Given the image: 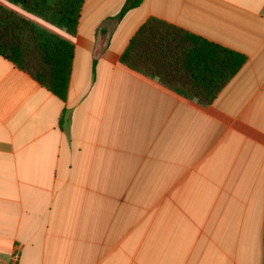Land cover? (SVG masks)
Segmentation results:
<instances>
[{
  "label": "crops",
  "instance_id": "obj_1",
  "mask_svg": "<svg viewBox=\"0 0 264 264\" xmlns=\"http://www.w3.org/2000/svg\"><path fill=\"white\" fill-rule=\"evenodd\" d=\"M0 5L75 48L65 101L0 56V264H264V0ZM151 19L247 62L189 100L121 62Z\"/></svg>",
  "mask_w": 264,
  "mask_h": 264
},
{
  "label": "trees",
  "instance_id": "obj_2",
  "mask_svg": "<svg viewBox=\"0 0 264 264\" xmlns=\"http://www.w3.org/2000/svg\"><path fill=\"white\" fill-rule=\"evenodd\" d=\"M58 29L75 35L85 0H6ZM142 0H129L121 11L136 8ZM74 45L18 13L0 5V56L30 75L53 95L65 101L70 87ZM128 68L203 106L245 66L247 57L237 51L181 30L157 19L145 23L121 56ZM264 255V254H263Z\"/></svg>",
  "mask_w": 264,
  "mask_h": 264
},
{
  "label": "built area",
  "instance_id": "obj_3",
  "mask_svg": "<svg viewBox=\"0 0 264 264\" xmlns=\"http://www.w3.org/2000/svg\"><path fill=\"white\" fill-rule=\"evenodd\" d=\"M17 256H18V255L16 254V255H15V258H17Z\"/></svg>",
  "mask_w": 264,
  "mask_h": 264
}]
</instances>
